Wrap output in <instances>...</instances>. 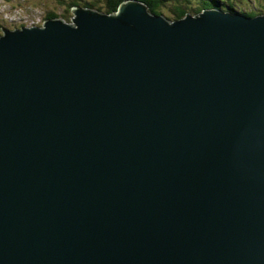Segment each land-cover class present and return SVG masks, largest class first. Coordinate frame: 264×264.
Segmentation results:
<instances>
[{
    "label": "water",
    "instance_id": "95a60500",
    "mask_svg": "<svg viewBox=\"0 0 264 264\" xmlns=\"http://www.w3.org/2000/svg\"><path fill=\"white\" fill-rule=\"evenodd\" d=\"M71 14L1 30L0 264H264V14Z\"/></svg>",
    "mask_w": 264,
    "mask_h": 264
},
{
    "label": "trees",
    "instance_id": "16d2710c",
    "mask_svg": "<svg viewBox=\"0 0 264 264\" xmlns=\"http://www.w3.org/2000/svg\"><path fill=\"white\" fill-rule=\"evenodd\" d=\"M127 0H99L87 2L84 4H78L77 2H71L69 8L74 6H82L94 9L98 12L105 14H111L116 12L118 6ZM145 3L149 11L153 14L166 15L170 20H179L185 17L186 14H198L203 10L210 8H217L220 10L238 11L246 16H256L264 14V0H251L253 2L252 8L244 9L238 8L237 3L240 0H138ZM246 0H242L244 3ZM246 3V2H245ZM259 10H257V9ZM163 11H168L163 12ZM60 18L54 13H48L46 19ZM3 26L0 24V35Z\"/></svg>",
    "mask_w": 264,
    "mask_h": 264
},
{
    "label": "rangeland",
    "instance_id": "374dc122",
    "mask_svg": "<svg viewBox=\"0 0 264 264\" xmlns=\"http://www.w3.org/2000/svg\"><path fill=\"white\" fill-rule=\"evenodd\" d=\"M72 1L80 5L99 0H0V24L3 29L9 30L40 26L48 13H54L59 19L70 23L72 14L69 5ZM241 1L237 3L241 8L254 7L251 0L245 1L246 3Z\"/></svg>",
    "mask_w": 264,
    "mask_h": 264
},
{
    "label": "bare ground",
    "instance_id": "6f19581e",
    "mask_svg": "<svg viewBox=\"0 0 264 264\" xmlns=\"http://www.w3.org/2000/svg\"><path fill=\"white\" fill-rule=\"evenodd\" d=\"M127 1H128V0H127ZM136 1H138V0H136ZM246 1H247V0H246ZM249 1H250V0H249ZM124 2H125V1H124ZM140 2H141V1H140ZM122 3H123V2H122ZM142 3H143V2H142ZM144 4H145V3H144ZM145 5H146V4H145ZM146 6H147V5H146ZM74 7H77V6H74ZM74 7H73V8H74ZM80 7H82V6H80ZM118 7H119V6H118ZM147 7H148V6H147ZM73 8H72V9H73ZM83 8H87V7H83ZM238 8H240V7H238ZM72 9H71V10H72ZM90 9H91V8H90ZM148 9H149V8H148ZM210 9H216V8H210ZM92 10H94V9H92ZM206 10H207V9H206ZM236 10H237V9H236ZM236 10H235L234 12L239 13V12L236 11ZM95 11H96V10H95ZM203 11H204V10H203ZM97 12H98V11H97ZM101 13H102V12H101ZM188 14H189V13H188ZM157 15H158V14H157ZM186 15H187V14H186ZM186 15H185V16H186ZM191 15H195V16H196V14H191ZM239 15H240V14H239ZM241 15H244V14L241 13ZM164 16H165L166 18H168L166 15H164ZM50 19H56V18H50ZM57 19H59V18H57ZM168 19H169V18H168ZM46 20H47V19H45V21H46ZM171 21H174V20H171ZM21 28H22V27H21ZM19 29H20V28H19ZM8 30H9V29H8Z\"/></svg>",
    "mask_w": 264,
    "mask_h": 264
}]
</instances>
